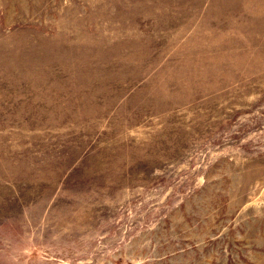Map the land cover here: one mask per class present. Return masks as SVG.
Instances as JSON below:
<instances>
[{"label": "rangeland", "instance_id": "obj_1", "mask_svg": "<svg viewBox=\"0 0 264 264\" xmlns=\"http://www.w3.org/2000/svg\"><path fill=\"white\" fill-rule=\"evenodd\" d=\"M0 264H264V0H0Z\"/></svg>", "mask_w": 264, "mask_h": 264}]
</instances>
